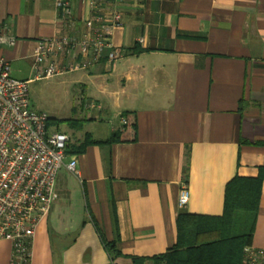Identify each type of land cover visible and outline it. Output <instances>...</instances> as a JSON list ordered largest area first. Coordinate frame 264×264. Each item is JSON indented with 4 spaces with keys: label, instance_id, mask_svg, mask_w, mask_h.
<instances>
[{
    "label": "crops",
    "instance_id": "0c3cea01",
    "mask_svg": "<svg viewBox=\"0 0 264 264\" xmlns=\"http://www.w3.org/2000/svg\"><path fill=\"white\" fill-rule=\"evenodd\" d=\"M67 1L72 25L53 0H0V24L15 38L3 56L31 75L16 79L35 81L49 63L35 62L39 41L86 33V1ZM114 7L117 57L61 75L63 89L75 93L71 119L85 123L63 133L68 146L86 134L105 141L131 113L135 138L65 153L58 198L35 228L30 264H134L164 253L176 242L180 212L220 216L226 184L264 169V0H115ZM72 159L75 174L66 168ZM182 185L188 201L179 207ZM97 229L120 255H108ZM251 245L264 249V182ZM10 258L11 243L0 240V264Z\"/></svg>",
    "mask_w": 264,
    "mask_h": 264
},
{
    "label": "built area",
    "instance_id": "2783aa9c",
    "mask_svg": "<svg viewBox=\"0 0 264 264\" xmlns=\"http://www.w3.org/2000/svg\"><path fill=\"white\" fill-rule=\"evenodd\" d=\"M85 1L90 11L89 19L84 21L86 33L79 38L63 34L39 41L35 62L50 60L46 67L36 72L34 80L87 70L105 54L110 61L117 57L110 42L113 31L121 24L115 0ZM53 2L60 19L74 24L69 2ZM14 44L15 38L7 25L0 24V240L11 243L10 264H30L35 228L58 198L56 180L64 166L69 137L57 130L50 131L46 126L49 116L31 107L28 88L31 81L11 75L3 49ZM71 52L82 59L63 64L59 58ZM88 108H95L94 103L88 104ZM66 168L77 173L76 161L70 160ZM187 201L188 190L182 185L179 207ZM241 264H264V249L245 246Z\"/></svg>",
    "mask_w": 264,
    "mask_h": 264
},
{
    "label": "trees",
    "instance_id": "16d2710c",
    "mask_svg": "<svg viewBox=\"0 0 264 264\" xmlns=\"http://www.w3.org/2000/svg\"><path fill=\"white\" fill-rule=\"evenodd\" d=\"M126 123L105 141H95L89 134L73 146L66 145L65 153L81 154L88 146L114 144L135 138V119L123 113ZM71 127L80 129L83 120H67ZM59 121L49 118L47 128ZM243 143V142H242ZM264 144V143H258ZM264 182V169L257 177H233L225 186L223 211L220 216H205L180 212L176 217V242L164 253L150 258H133L146 264H241L242 251L251 245L259 199ZM98 230L102 245L112 258L120 255L117 242L107 241Z\"/></svg>",
    "mask_w": 264,
    "mask_h": 264
},
{
    "label": "rangeland",
    "instance_id": "374dc122",
    "mask_svg": "<svg viewBox=\"0 0 264 264\" xmlns=\"http://www.w3.org/2000/svg\"><path fill=\"white\" fill-rule=\"evenodd\" d=\"M9 66L13 77L27 79L31 77L28 67L23 63H11ZM62 77L54 76L49 79L35 80L29 83L28 88L31 107L43 110L50 118L59 121L57 125L56 123L52 124L50 130H55L58 127L60 131L67 132L71 126L66 121L74 120L71 118L75 116L72 110L75 93L71 88L68 89V93L63 89L60 84Z\"/></svg>",
    "mask_w": 264,
    "mask_h": 264
}]
</instances>
